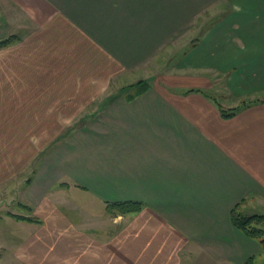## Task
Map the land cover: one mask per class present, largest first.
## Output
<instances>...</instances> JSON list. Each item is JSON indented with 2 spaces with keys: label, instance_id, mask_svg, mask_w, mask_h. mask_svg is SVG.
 Masks as SVG:
<instances>
[{
  "label": "crops",
  "instance_id": "obj_1",
  "mask_svg": "<svg viewBox=\"0 0 264 264\" xmlns=\"http://www.w3.org/2000/svg\"><path fill=\"white\" fill-rule=\"evenodd\" d=\"M12 35L0 130L85 133L86 184L78 201L68 184L47 191L67 198L62 219L25 205L39 218L26 237L1 229L2 251L69 264L79 230L93 245L84 264H264L232 220L233 209L264 215V0H0V40ZM140 81L148 90L132 95ZM124 200L144 206L107 212Z\"/></svg>",
  "mask_w": 264,
  "mask_h": 264
},
{
  "label": "rangeland",
  "instance_id": "obj_2",
  "mask_svg": "<svg viewBox=\"0 0 264 264\" xmlns=\"http://www.w3.org/2000/svg\"><path fill=\"white\" fill-rule=\"evenodd\" d=\"M206 19L205 17L204 20L206 21ZM180 41H182V38L165 49L153 63L160 66V61L161 64H164L165 59L168 61L177 52H181L183 47L179 45ZM111 90L118 89L113 87ZM5 128L0 130V189H6L0 194V202L5 205L0 208V230L3 229L5 234L9 233L11 236H21L23 234L26 237L30 234L28 227H30L29 225L32 226L31 223H34V221H31V223L24 220L16 222L15 219L11 220L9 217L2 219L1 217L8 210H11V212L20 213L24 216L39 218L26 207H31V202H36L35 205L38 206V209H42L41 212L37 213L38 216H42L45 212L43 217L39 218L40 220L50 219L51 215L52 217L56 216V219L64 218L58 205H64L67 198L58 194L56 197L44 196H47V191H57L58 186L64 183L68 184L66 186H71L73 200H79L76 191L83 190L81 184H86V179H83L80 174L81 163L79 162L81 155L84 153L85 141L88 139L85 133H76L74 137L68 138L69 141L68 139L60 141L69 133L61 131L28 132L21 129L9 130ZM54 135L57 141L52 139ZM40 162L41 164H39ZM82 195L86 200L89 194ZM121 219L119 217L117 219L113 218L111 222H108V225L116 226V223L120 225L122 223ZM21 222L22 224H20ZM263 225L264 222L261 223L262 227ZM78 231H71V235L74 239H77L76 248L79 250L72 253L74 255L69 264H84L92 261L93 254L91 256L89 254L87 260L82 259L87 251L90 253L93 245ZM1 247L0 245V255L3 254L4 259L0 260V264H47V262L41 263L36 259L34 257L35 253L27 245L19 250H12L7 253L2 251ZM256 262L261 264L260 259H256Z\"/></svg>",
  "mask_w": 264,
  "mask_h": 264
},
{
  "label": "trees",
  "instance_id": "obj_3",
  "mask_svg": "<svg viewBox=\"0 0 264 264\" xmlns=\"http://www.w3.org/2000/svg\"><path fill=\"white\" fill-rule=\"evenodd\" d=\"M18 40V37L15 35L9 36L8 38H4L0 40V49L9 46L13 42ZM149 84L146 81H140L137 83V88L134 90V94L144 92L148 90ZM248 102H244L246 104ZM237 108L231 109L230 113L227 114L226 111L222 110L224 116H229L230 114H234ZM144 206V203L141 201L134 200H124V201H107L106 202V210L112 216L116 215H125L129 213L139 212ZM19 219H24L28 221H36L35 218L32 217H24L20 215H15ZM232 220L236 227L245 231L248 236L258 239L259 242L264 247V227L261 226V223L264 222L263 214H246L233 209L232 211ZM247 264H257L254 260L250 259L247 261Z\"/></svg>",
  "mask_w": 264,
  "mask_h": 264
}]
</instances>
